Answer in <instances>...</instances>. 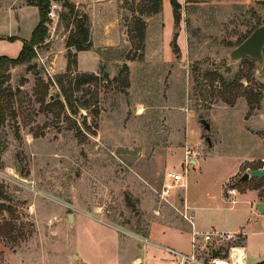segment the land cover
<instances>
[{"label":"rangeland","instance_id":"374dc122","mask_svg":"<svg viewBox=\"0 0 264 264\" xmlns=\"http://www.w3.org/2000/svg\"><path fill=\"white\" fill-rule=\"evenodd\" d=\"M13 1L0 0V55L12 59L39 21L35 7ZM187 1L185 25L169 37L170 51L173 42L177 51L168 60L162 58L167 45L158 0H122L119 31L96 46L98 60L82 52L66 73L71 27L61 9L34 58L7 70L0 124V264H111L119 253L116 242L131 246L146 230L135 189L145 186L153 193L171 172L184 175L186 196L205 204L213 197L212 210L195 213L204 231L221 232L220 221L233 218L234 229L244 227L246 264L264 259V218L243 211L250 194L237 197L231 209L215 196L223 165L264 152V83L247 58L225 64L227 53L264 24V4ZM99 47L106 50L100 53ZM82 77L92 80L77 85ZM185 117L192 119L185 124ZM201 119L211 126L212 151ZM185 147L192 158L217 161L186 164L184 172ZM247 167L253 165L244 164L241 173ZM241 173L223 186L224 199L231 204L237 193L255 190L264 205V179L240 182ZM182 192L176 188L172 195ZM243 234H232L235 244L244 246ZM224 245L226 251L229 243ZM210 252L218 254L212 245L201 254Z\"/></svg>","mask_w":264,"mask_h":264},{"label":"crops","instance_id":"0c3cea01","mask_svg":"<svg viewBox=\"0 0 264 264\" xmlns=\"http://www.w3.org/2000/svg\"><path fill=\"white\" fill-rule=\"evenodd\" d=\"M20 1V0H19ZM18 1V2H19ZM25 5V0H22ZM180 6V23L182 25H185L184 19H182V14L186 10V7L188 6L187 0H176ZM17 4L18 2L16 0L13 1V4ZM76 8H79L83 10L90 22V41H91V48L88 51H82V52H89L92 54V57L95 59H99L100 54H96V46L103 44L106 40L109 41L111 39L112 35H114L115 31H119V11L120 8L117 7L122 0H70ZM214 5L219 7H239V6H251L254 4L260 5L264 4V0H214ZM28 6V5H27ZM113 6V7H110ZM161 29L162 34L164 38V43L167 45L164 56H162L163 60H168L171 58L172 53L168 47L169 44V37L171 34H174V29L177 26L174 23L173 19V13L172 8L169 0H161ZM183 36V35H182ZM4 37L0 36V41L3 40ZM181 39V36H180ZM112 42H115V38L112 39ZM171 44V43H170ZM22 47V46H21ZM100 53L105 51L106 49H103V47H99ZM78 52L77 57L80 53ZM183 53V52H182ZM185 53V52H184ZM96 55V56H95ZM3 56V55H0ZM161 57V56H160ZM82 73H85V71H80ZM187 119H192L191 117H185V124L187 122ZM187 134V133H186ZM189 136V135H188ZM187 136V137H188ZM188 139V138H187ZM213 147L211 145L210 150L212 151ZM253 155V154H251ZM251 155L247 154L241 158H235L233 159V162L231 164L223 165L221 166L218 171V175L216 177V184L219 187V190L215 193V196L219 197L220 205L227 206L226 209H231L233 205H237V202L240 200L237 197H243L246 195H249L250 197L246 203H248V208L243 209L244 212L248 213L249 217H255V219H263L264 213L263 211H259L256 207L258 204H261L257 199L258 195L256 194L255 190H247L244 193H237L236 197H234V203L230 204V202L226 201L222 194V188L223 186L233 180L235 177H237L241 173V167L248 163L253 165L252 168L247 167L245 169L246 172L248 171H254L257 169H261L264 167V152L258 156L257 158L252 157ZM254 156V155H253ZM214 157H208V159H205V157L201 158H192L190 161V164L193 166H197L198 161L203 160L204 163H214L213 160ZM184 161V160H183ZM182 166V163H181ZM245 172V173H246ZM242 175L244 174L241 173ZM241 175V176H242ZM255 179L256 181H260L262 179ZM250 179L246 180L248 182ZM145 182V180H143ZM164 182V181H163ZM162 182V184H163ZM146 183V182H145ZM220 183V184H219ZM161 184V186H162ZM187 184V183H186ZM140 186V185H139ZM142 186V185H141ZM217 187V186H216ZM159 190H153V193H150L146 190L145 186L140 187L139 189H135V196L138 200V209L139 214L142 216V219L146 220L147 226L144 233H142L141 237L147 238L149 240L148 244H142L140 242L134 241L133 245L129 246L128 241L124 242L121 246L115 243V247H118L117 250L119 253H117L114 258L110 259L111 264H175V259L172 257L167 249H172L174 251H177L182 254L188 255L191 250V241H192V232L197 233V245L199 247H202L203 245V237L205 234H211V233H221V234H243L244 227L239 228H233L237 225V222L234 224V219L231 218L230 221H220V225L223 227L221 232H216L214 230L210 231H204L202 225H201V218L197 215H195L196 212H203L212 210L213 208H210L208 205H212L211 202L214 201L213 197L207 200V203L199 200L197 202L196 199L190 198L186 191L183 193V195L175 194L170 195L169 201L173 205L174 208L170 207L172 209L169 210L166 207L161 206L160 204H163V202L159 201L158 198V192ZM174 198V199H173ZM183 199V201H181ZM238 199V200H237ZM204 203L205 206H199L197 203ZM174 203V204H173ZM165 204V203H164ZM185 204V206L188 207L189 213L194 217V227L193 229L191 226L181 219V217L177 214L176 210H180ZM216 205V204H215ZM263 205V204H261ZM215 210L218 208H214ZM196 218V221H195ZM199 218V219H197ZM249 221V220H246ZM229 227V228H228ZM260 233V232H258ZM138 235V234H137ZM244 236V250L246 254L247 259V247H246V236ZM216 248V247H215ZM125 255V256H122ZM264 262L263 260L256 261L254 264H262ZM246 264V262H245Z\"/></svg>","mask_w":264,"mask_h":264},{"label":"trees","instance_id":"16d2710c","mask_svg":"<svg viewBox=\"0 0 264 264\" xmlns=\"http://www.w3.org/2000/svg\"><path fill=\"white\" fill-rule=\"evenodd\" d=\"M28 6L35 7L39 13V21L32 32L29 41L22 44L18 56L14 59L6 56H0V124L3 120L2 108V93L3 87L6 83V72L10 67L20 66L29 63L35 56L33 47L44 44L48 36L47 24L50 20L47 18V13L51 2L61 4V9L66 11L60 14L61 19L68 21L67 28L69 33L65 41V58H66V73L72 72L77 66V53L88 51L91 48L90 41V22L85 12H79L75 5L70 0H25ZM172 8L174 23L177 25L180 22L181 6L176 0H169ZM158 6L161 7V0H158ZM258 27V26H257ZM256 28V27H255ZM254 28V29H255ZM253 29V30H254ZM174 41V40H173ZM172 52L177 51L175 42L171 43ZM264 56V48H263ZM253 65V63H252ZM254 67V65H253ZM92 80V77H82L77 85L87 84ZM59 83V81H58ZM69 102V101H68ZM233 102L229 101L228 104L232 105ZM251 105L250 100L247 102ZM264 264V263H262Z\"/></svg>","mask_w":264,"mask_h":264},{"label":"built area","instance_id":"2783aa9c","mask_svg":"<svg viewBox=\"0 0 264 264\" xmlns=\"http://www.w3.org/2000/svg\"><path fill=\"white\" fill-rule=\"evenodd\" d=\"M61 7L56 2H51L50 7L47 13V18L53 22H57L59 19V12ZM33 50L36 51V47H33ZM192 152L185 147V158L182 163L183 171L185 172L184 166L186 164H190L192 159ZM182 189L185 193L187 184L184 178V175L181 176L178 173H168L167 177H165L164 182L161 186L160 191L158 192L159 201L165 203L166 205L173 207V205L169 201V197L174 189ZM227 193L231 196L236 194L235 189H229ZM183 201V199L181 200ZM234 201H232V204ZM177 214L181 217L182 220L187 222L191 228L194 227V217L189 213V209L185 204H183L181 210H176ZM225 234L221 233H211L205 234L203 237V245L199 247L197 245V233L192 232V241H191V250L188 255L179 253L172 249H167L169 254L174 257L175 264H241L238 258L234 257V251L241 249L244 251V255L242 256V261L246 262V254L243 246L235 244L237 238L234 235L226 234L227 236L224 238ZM139 242L142 244H148L149 240L144 237H139ZM224 242H228L229 246H227V250L223 251L221 248L224 245ZM213 246V250L217 255L213 252L208 254H201L202 251H209V246ZM216 247V248H215Z\"/></svg>","mask_w":264,"mask_h":264},{"label":"water","instance_id":"95a60500","mask_svg":"<svg viewBox=\"0 0 264 264\" xmlns=\"http://www.w3.org/2000/svg\"><path fill=\"white\" fill-rule=\"evenodd\" d=\"M264 24L256 27L247 35L234 49L227 53L226 65H233L241 62L244 58L249 59L254 65V71L260 82L264 83ZM202 126L203 134L206 135L205 142L208 149L211 148V140L207 135L211 132L210 124L201 119L199 121ZM250 178L262 179L264 178V167L254 171H248L244 173L239 181L244 182ZM259 211H264V205L258 204L256 207ZM68 221H73V215H68Z\"/></svg>","mask_w":264,"mask_h":264},{"label":"bare ground","instance_id":"6f19581e","mask_svg":"<svg viewBox=\"0 0 264 264\" xmlns=\"http://www.w3.org/2000/svg\"><path fill=\"white\" fill-rule=\"evenodd\" d=\"M243 255H244V251H242L241 249L234 251V257L238 258L240 260L241 264H245V262L242 261V256Z\"/></svg>","mask_w":264,"mask_h":264}]
</instances>
